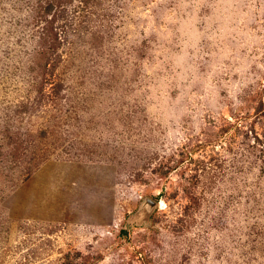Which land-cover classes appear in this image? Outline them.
I'll return each mask as SVG.
<instances>
[{
    "label": "rangeland",
    "instance_id": "374dc122",
    "mask_svg": "<svg viewBox=\"0 0 264 264\" xmlns=\"http://www.w3.org/2000/svg\"><path fill=\"white\" fill-rule=\"evenodd\" d=\"M0 264H264V0H0Z\"/></svg>",
    "mask_w": 264,
    "mask_h": 264
},
{
    "label": "water",
    "instance_id": "95a60500",
    "mask_svg": "<svg viewBox=\"0 0 264 264\" xmlns=\"http://www.w3.org/2000/svg\"><path fill=\"white\" fill-rule=\"evenodd\" d=\"M157 206V203L151 199H145L144 203H142L139 207V214H143L145 216L149 215L150 212Z\"/></svg>",
    "mask_w": 264,
    "mask_h": 264
}]
</instances>
